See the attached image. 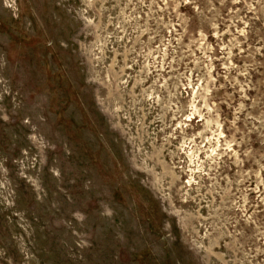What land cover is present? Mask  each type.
<instances>
[{"label":"rangeland","instance_id":"obj_1","mask_svg":"<svg viewBox=\"0 0 264 264\" xmlns=\"http://www.w3.org/2000/svg\"><path fill=\"white\" fill-rule=\"evenodd\" d=\"M0 264H264V0H0Z\"/></svg>","mask_w":264,"mask_h":264}]
</instances>
